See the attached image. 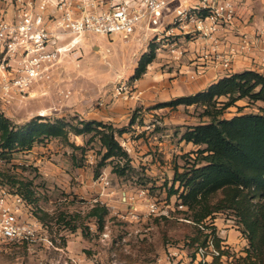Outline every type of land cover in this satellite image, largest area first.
<instances>
[{
	"label": "rangeland",
	"instance_id": "obj_1",
	"mask_svg": "<svg viewBox=\"0 0 264 264\" xmlns=\"http://www.w3.org/2000/svg\"><path fill=\"white\" fill-rule=\"evenodd\" d=\"M145 47L146 41L137 36L85 35L61 56L52 81L32 85L24 98H0V111L16 126L37 116L61 118L71 125L81 120L106 122V116L117 115L120 108L130 105L127 116L121 115L116 123L106 122L124 128L117 137L130 158L124 174L117 173L124 159L101 160L103 149L97 137L71 131L64 138H51L30 150L13 152L7 160L0 159V179L14 176L29 182L36 197L33 215L41 218L50 231L66 235L72 253L96 256L105 264H151L168 242L182 244L199 230L211 231L212 227L241 252L244 235L240 219L232 210L215 212L197 226L192 220L194 211L180 207L178 193H170L169 188L175 169L183 172L195 157L203 164L201 158L206 155L195 153L203 145H187L181 139L188 127L210 122L218 110V119L264 113V102L245 97L219 109L227 100L222 96L209 114L200 104L183 105L179 110L177 106L161 107L157 112L163 113H155L154 106L164 100L146 105L141 95L125 99L116 92L119 82L127 80L136 90V80L131 76L141 54L148 50L146 47L143 51ZM177 186L175 183L173 188ZM220 197L221 193H216L210 203ZM151 203L155 213L149 212ZM96 204L107 208L101 227L87 215ZM104 233L107 237H102ZM54 256L50 253L37 258ZM14 257L12 251H0V264H9ZM25 258L37 263L36 258Z\"/></svg>",
	"mask_w": 264,
	"mask_h": 264
},
{
	"label": "built area",
	"instance_id": "obj_2",
	"mask_svg": "<svg viewBox=\"0 0 264 264\" xmlns=\"http://www.w3.org/2000/svg\"><path fill=\"white\" fill-rule=\"evenodd\" d=\"M238 21L234 0H0V98H24L32 85L52 81L61 56L85 35L137 36L147 48L152 44L155 53L164 49L173 60L183 55L184 43L196 40L207 45L208 53L219 56L227 69L234 57L245 55L260 41L258 34L251 36L241 29ZM228 31L235 32L230 45L221 35ZM199 69L187 72L189 78H196ZM116 92L125 99L140 95L128 80L119 82ZM100 179L108 184L105 177ZM149 212H156L153 203ZM216 235L218 246L212 235L205 244L193 246L187 241L168 242L151 264H230L244 255ZM0 251L15 254L9 264H34L25 256L36 258L35 264H105L96 256L72 253L66 235L50 231L22 195L4 186H0ZM50 253L55 256L37 258Z\"/></svg>",
	"mask_w": 264,
	"mask_h": 264
},
{
	"label": "trees",
	"instance_id": "obj_3",
	"mask_svg": "<svg viewBox=\"0 0 264 264\" xmlns=\"http://www.w3.org/2000/svg\"><path fill=\"white\" fill-rule=\"evenodd\" d=\"M154 57L155 47L149 44L131 77L139 79ZM222 96L227 100L219 109L245 97L264 102V75L255 70L232 73L202 91L159 102L154 108L200 104L209 114V109H215L218 98ZM220 112L214 111L210 122L190 126L181 135L186 143L204 146L195 151L196 155L204 152L206 155L201 158L203 164L195 157L183 172L175 169L170 193H178L180 204L194 211L192 220L197 226L215 212L232 210L240 219L245 243L242 248L244 255H239L230 264H264V113H242L229 119H218L216 116ZM41 117L16 126L0 111V159L7 160L13 152L29 150L51 138H64L72 131L75 135L97 137L103 149L102 161L116 159L119 162L124 159V166L118 174H124L129 166L130 158L117 139L124 128H115L99 120H81L77 125H71L61 118L50 120ZM129 123H133V118ZM175 183H178L176 189L173 188ZM0 186L22 195L31 205L36 203L35 192L29 182L7 176L6 180L0 179ZM218 192L221 197L211 204V198ZM106 214L107 208L100 204L92 206L87 213L100 224L99 227ZM210 235L214 236L218 246L220 238L215 227L206 232L199 230L196 236L186 241L191 246L205 244Z\"/></svg>",
	"mask_w": 264,
	"mask_h": 264
},
{
	"label": "crops",
	"instance_id": "obj_4",
	"mask_svg": "<svg viewBox=\"0 0 264 264\" xmlns=\"http://www.w3.org/2000/svg\"><path fill=\"white\" fill-rule=\"evenodd\" d=\"M234 1L240 16L238 26L251 36H254L255 33L258 34L259 43L245 55L234 57L227 69L222 66L219 56L208 53L207 45L205 48L204 44L196 40L184 43L185 51L178 60L171 59L164 49L156 51L153 61L147 66L143 76L137 79L134 84L136 91H139L142 99H145L146 105L202 91L218 79L243 70H255L264 75V61L261 60L264 55L262 50L264 48V0ZM261 30L262 33L259 34ZM221 35L225 36L227 44L235 41L234 31H228ZM146 49L145 47L143 51ZM219 50L227 51L228 47H220ZM195 69L202 72L196 78L190 79L187 72ZM180 107L183 105H178L177 109L179 110ZM161 109H154V112L163 113L157 112ZM129 111L130 105L120 108L119 114L112 113L106 116L104 121L116 123L121 115L127 116ZM189 144L191 145V143H187V145Z\"/></svg>",
	"mask_w": 264,
	"mask_h": 264
},
{
	"label": "bare ground",
	"instance_id": "obj_5",
	"mask_svg": "<svg viewBox=\"0 0 264 264\" xmlns=\"http://www.w3.org/2000/svg\"><path fill=\"white\" fill-rule=\"evenodd\" d=\"M76 41H74V43H75Z\"/></svg>",
	"mask_w": 264,
	"mask_h": 264
}]
</instances>
